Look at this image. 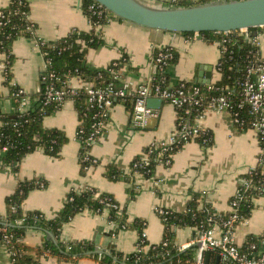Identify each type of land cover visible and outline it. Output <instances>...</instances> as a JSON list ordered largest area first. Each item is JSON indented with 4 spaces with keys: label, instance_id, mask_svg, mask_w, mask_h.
Wrapping results in <instances>:
<instances>
[{
    "label": "crops",
    "instance_id": "0c3cea01",
    "mask_svg": "<svg viewBox=\"0 0 264 264\" xmlns=\"http://www.w3.org/2000/svg\"><path fill=\"white\" fill-rule=\"evenodd\" d=\"M151 6H174V0H139ZM28 19L35 24L34 37H17L11 45L13 61L11 81L25 92L34 94L40 85V75L45 70V60L35 39L43 42L65 37L70 31H88L91 27L83 12L82 0H27ZM9 0H0V8ZM173 4V5H171ZM102 44L91 48L86 54V64L90 68L104 69L111 62L125 57L118 73L119 83L126 81L133 89L146 83L160 71L156 70L153 51L158 46L173 48L176 60L161 71L168 86L179 82L195 85L213 83L220 77L216 63L220 56L217 42H206L200 34L185 36L179 32H169L137 25L112 15L107 23L99 27ZM260 56L264 60V40L260 46ZM6 55L0 53V110L13 113L16 108L5 84L3 67ZM197 79V81H195ZM77 84V78H71ZM157 117L149 118L144 128L131 127L130 113L122 102H115L110 111L107 125L96 141L90 146L89 155L97 164L82 169L79 162L80 144L76 139V129L80 122L72 99L43 118L46 128L61 130L67 137L57 156L46 154L36 148L26 154L17 170L0 161V215L6 211V197L22 180L42 179L44 187L31 190L22 202L26 211H40L46 218L55 216L63 207L67 194L85 187H93L111 194L122 206L128 219L140 218L145 221L144 233L150 244L158 243L163 235V223L155 208L182 212L186 202L197 195L201 202L211 207L213 212L227 213L229 200L234 194L239 178L255 166L260 150V142L251 129H240L231 121L228 112L208 111L196 123L210 134V143L203 144L196 139L184 143L171 157L169 165H156L152 176H133L131 181L111 180L105 176L108 165H115L125 171L129 163L143 155L147 145L170 134L176 119L175 108L162 101ZM159 180L158 184L154 183ZM134 196L129 200V188ZM112 224L106 213L83 210L73 216L61 228L60 238L64 242L93 241L103 250L109 246L122 253L135 250L138 234L135 230H120L111 237ZM264 230V195L253 200V208L246 223L235 229L238 244L242 245L246 236H259ZM195 234L190 227L178 228L177 245L189 242ZM49 237L37 229H28L22 242L28 247L41 245ZM206 264H215L219 254L208 251ZM10 254L0 243V264H9ZM41 264H98L90 256L74 260H62L56 256L41 258Z\"/></svg>",
    "mask_w": 264,
    "mask_h": 264
},
{
    "label": "trees",
    "instance_id": "16d2710c",
    "mask_svg": "<svg viewBox=\"0 0 264 264\" xmlns=\"http://www.w3.org/2000/svg\"><path fill=\"white\" fill-rule=\"evenodd\" d=\"M92 1L82 0L83 12L91 25L88 31L73 29L65 37L58 40L50 42L39 41L40 51L45 52V58L50 59V63L42 74L47 75V82H50L55 79L49 78L48 74L53 73L58 78V80L54 81L57 87L64 85L65 82L74 77L81 82H90L95 86L103 87L108 83L119 85L118 79H114V75L110 70L118 71L124 64L125 57L111 62L104 69L90 68L86 64L87 51L102 44L100 32L96 31V27L109 20L106 17L96 18V16L90 14L87 10V5ZM209 1L212 0H176L174 6H191ZM0 10L3 15L0 18V53L6 55L3 76L5 84L10 89V98L16 108L13 113H6L0 110V161L3 165H9L17 170L22 158L36 148H41L48 155L57 156L62 145L67 142V137L61 130L46 128L43 125L44 116L60 106L43 104L41 101L42 95L39 92L30 94L31 98L35 100L29 112L20 114L17 111V101L11 93L15 92L18 86L9 84L13 61L11 45L17 37H30L29 26L35 27V24L28 19L29 4L27 0H9V4L4 8H0ZM255 29L250 28L248 32ZM182 34L190 36L193 35V32H184ZM199 34L206 42H217L225 45L226 51L222 52L220 57V77L213 82V85L223 87L225 92H230L233 97L237 98L239 82L243 78L245 67L251 59L258 58L260 53L258 48L252 45L246 35L239 30L231 31L228 35L213 31L200 32ZM225 38H228V41L223 42L222 40H226ZM154 53L155 51H153V55ZM175 60L176 55L174 53L171 63ZM113 63H116V65ZM155 77L157 81L161 79L163 84L167 85V80L162 78V73L157 74ZM184 83L187 88L193 85L191 82ZM39 86L40 91H42L46 87V82L41 80ZM200 89L206 97L215 96L218 93L214 89L206 90L205 86H200ZM73 102L80 120L77 129L83 131L79 137H86L91 131L92 115L95 110L87 108V98L83 94L73 97ZM115 102H122L129 113H131L132 100L130 96L118 99ZM186 109L188 110L187 113H185ZM175 110L178 117L183 116L189 121H192L197 114L194 108L188 106ZM240 129L247 128L243 127ZM208 137H210V134L201 135L196 140L203 144H209L210 139L203 141ZM79 140L78 159L82 169L97 164V161H93L94 158L88 152L91 145L82 141L81 138ZM260 144L263 145V143ZM181 146L172 151V154L179 150ZM154 156L155 154L153 153L150 158L152 159ZM85 157L88 158L85 159ZM139 159V157L134 158L128 166H131L134 161ZM151 162L149 167L154 170L155 164L153 160ZM151 175L152 173L144 176L150 177ZM105 176L111 180L121 179L125 181H131L133 177L131 172L126 173L115 165L107 166ZM44 186L45 182L42 179L22 180L17 188L6 197L7 208L5 214L3 216L0 215V225L6 223L9 242L5 243L3 233L0 232V243L5 244L7 249L13 252L10 254L9 264H41V258H43L45 251H48L50 256H56L62 260H74L81 256H90L97 259L98 264H191L195 256V246L179 251L175 241L176 230L184 227L193 228L195 237L197 235L196 231L210 225L208 219L213 215L211 207L207 204L199 207L198 197L193 195L187 200L184 211L175 212L165 209L166 213L159 215L164 227L162 238L158 243L150 244L145 239L139 244V250L126 254L118 251L115 246H109L98 251L93 241L64 242L60 238L63 224L85 209L96 213H102L103 209H107V220L116 225L113 230L115 235L122 229H132L137 232L140 239L146 225L145 221L140 218L128 219L125 205L122 206L111 194L98 191L93 187H86L80 191L71 190L66 196L62 209L51 218H46L40 211L24 210L22 202L28 193L35 188ZM253 194L254 192H246L244 198L237 205V211L243 217L248 218L253 208L252 197L261 196ZM133 196L134 190L133 187H130L129 200ZM113 204L116 207H113ZM21 219L22 222L17 223ZM28 229L40 230L45 235L51 233L53 239L45 236L41 245L33 248L28 247L22 242V238ZM258 239L259 236H246L240 249L247 250L248 243Z\"/></svg>",
    "mask_w": 264,
    "mask_h": 264
},
{
    "label": "built area",
    "instance_id": "2783aa9c",
    "mask_svg": "<svg viewBox=\"0 0 264 264\" xmlns=\"http://www.w3.org/2000/svg\"><path fill=\"white\" fill-rule=\"evenodd\" d=\"M176 0H174L175 2ZM172 2V3H174ZM87 10L96 18L106 17L110 19L112 14L105 9L100 3L92 1L87 5ZM0 10V18H2ZM90 23V22H89ZM1 24V21H0ZM98 25L96 29L99 27ZM256 29L248 32V29L239 30L245 34L248 40L258 48L264 40V25L255 27ZM35 27L29 26L30 37H34ZM231 31L222 32L228 35ZM199 34V33H196ZM226 39V38H225ZM38 47H40L38 39H35ZM228 41V38L226 40ZM220 56L216 63V70H221V54L226 51L225 45L218 44ZM40 50V48H39ZM153 61L157 71L171 63L174 58V50L169 45H161L154 49ZM45 60V67L50 63V59L45 58V52L40 51ZM6 59V57H5ZM5 62V61H4ZM116 65V63H113ZM4 68V67H3ZM46 70V68H45ZM44 70V71H45ZM43 71V72H44ZM114 75V79H118L119 70H110ZM49 78L58 80L53 73L48 74ZM46 82V87L40 91V86L36 92L42 95L41 101L45 105L55 104L61 106L67 99L83 94L87 98V108L94 109L92 115L93 123L91 131L86 137H79L83 132L81 129L76 130V139L80 143V138L85 143L92 145L98 136L102 134L107 125L109 111L116 100L130 96L132 100V111L130 113L131 127L136 129L144 128L147 125L149 118L157 117L158 111L156 108H151L146 105L147 98H159L172 105L175 109L188 106L197 111L196 116L192 121H189L183 116H177L172 132L168 136L151 141L140 156L138 161H134L131 166H127L126 173H132V176L153 174L150 166L154 162L156 165H169L171 162L172 151L184 143L194 140L201 135L209 134L202 130L196 121L203 117L208 111L213 112H228L233 124L240 128L246 127L254 131L256 138L260 143V150L257 156L255 166L251 167L244 175H242L237 183V188L229 200L230 210L227 213L213 212L208 221L210 225L206 228L196 231L197 235L189 242L177 245L179 251L185 250L190 246H195V256L191 264H206L205 254L208 251H216L219 254V264H264V230L257 241L248 243L247 250H241V245L237 243L235 237V229L241 223H246L247 218L243 217L237 211L238 203L244 198L246 192H254L253 195H264V60L260 53L258 58L251 59L245 67L243 78L239 82L238 97H233L232 93L225 92L223 87L214 86L213 83H205L202 85L193 84L187 88L184 82H180L175 86L164 85L161 79L156 80L153 76L146 83H142L133 87L126 81L114 85L95 86L90 82H81L78 79L77 84H73L70 79L64 85L56 86L54 81L47 82V75L41 74L40 81ZM119 80V79H118ZM11 86H18L12 81ZM200 86H205L206 90H216L218 93L215 96L206 97L201 92ZM17 101V111L20 114L29 112L35 99H32L30 94L25 92L21 87L11 93ZM10 96V89H9ZM188 110H185L187 113ZM210 139H204L207 141ZM155 154L154 158H150L151 154ZM88 157H85L87 159ZM95 161V159H93ZM152 176V175H151ZM160 179L155 180L157 185ZM86 188V187H85ZM80 191V190H79ZM255 198L252 197V200ZM109 200V199H108ZM204 206L200 203L199 207ZM113 207H116L113 204ZM155 211L158 215L166 213L164 208L156 207ZM107 209H103L102 213H106ZM18 220L17 223H21ZM113 226L111 237L115 234L113 230L116 225L110 222ZM124 230V229H122ZM0 232L3 233L5 243L9 242V234L6 224L0 225ZM146 239L144 231L141 237L137 239L135 250H139V244ZM5 245V244H4ZM7 248V247H6ZM8 250V249H7ZM100 251V249H98ZM9 254L13 253L8 250ZM49 252L45 251L43 257H49Z\"/></svg>",
    "mask_w": 264,
    "mask_h": 264
},
{
    "label": "water",
    "instance_id": "95a60500",
    "mask_svg": "<svg viewBox=\"0 0 264 264\" xmlns=\"http://www.w3.org/2000/svg\"><path fill=\"white\" fill-rule=\"evenodd\" d=\"M94 1L118 18L169 32H226L264 25V0H213L181 7L151 6L139 0ZM161 102L159 98H147L146 105L157 109ZM49 237L53 239L51 233Z\"/></svg>",
    "mask_w": 264,
    "mask_h": 264
},
{
    "label": "rangeland",
    "instance_id": "374dc122",
    "mask_svg": "<svg viewBox=\"0 0 264 264\" xmlns=\"http://www.w3.org/2000/svg\"><path fill=\"white\" fill-rule=\"evenodd\" d=\"M212 1H213V0H212ZM171 5H173V4H171ZM114 16H115V15H114ZM115 17H116V16H115ZM106 23H107V22H106ZM104 24H105V23H104ZM102 25H103V24H102ZM100 26H101V25H100ZM100 26H99V27H100ZM99 27L96 29L97 32H99Z\"/></svg>",
    "mask_w": 264,
    "mask_h": 264
}]
</instances>
